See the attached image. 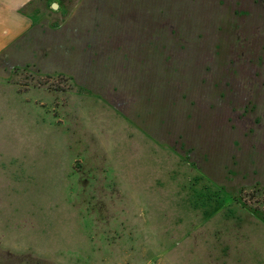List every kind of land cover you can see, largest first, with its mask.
<instances>
[{
	"label": "rangeland",
	"instance_id": "1",
	"mask_svg": "<svg viewBox=\"0 0 264 264\" xmlns=\"http://www.w3.org/2000/svg\"><path fill=\"white\" fill-rule=\"evenodd\" d=\"M18 12L0 264H264V0Z\"/></svg>",
	"mask_w": 264,
	"mask_h": 264
},
{
	"label": "crops",
	"instance_id": "2",
	"mask_svg": "<svg viewBox=\"0 0 264 264\" xmlns=\"http://www.w3.org/2000/svg\"><path fill=\"white\" fill-rule=\"evenodd\" d=\"M28 0H0V54L8 50L15 40L21 39L33 27L26 14L19 13L18 8ZM8 58V55H5Z\"/></svg>",
	"mask_w": 264,
	"mask_h": 264
}]
</instances>
